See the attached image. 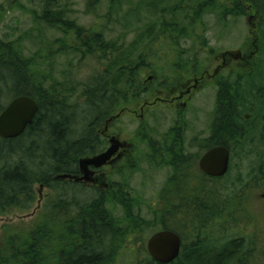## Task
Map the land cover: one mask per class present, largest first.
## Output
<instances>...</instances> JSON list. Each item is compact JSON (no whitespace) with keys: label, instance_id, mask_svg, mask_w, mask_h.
<instances>
[{"label":"rangeland","instance_id":"374dc122","mask_svg":"<svg viewBox=\"0 0 264 264\" xmlns=\"http://www.w3.org/2000/svg\"><path fill=\"white\" fill-rule=\"evenodd\" d=\"M248 3V0L243 3L245 13L234 17L232 13L236 8L233 0H119L118 6L111 12L107 11L106 2L92 12L87 10L88 0H55L54 10L67 8L68 19H74L85 27H93L102 32L104 41L114 43V50L105 56L98 57V55L86 56L81 52L71 51L63 45L65 38L60 30L50 28L37 19L43 11L45 0H0V41H16L19 44L20 56L35 58L38 69L49 76L44 86H54V95L64 98L65 107L68 110L75 107L72 126L74 139L81 135L94 116V114L86 116L84 113L87 106L83 85L90 77L108 72L110 74L104 76L105 80H108L116 72L118 73L120 68L125 67L126 70L138 68L141 74L140 79L145 83L144 88L151 87L153 90L151 93L141 94L138 101L145 98L154 99L156 96H164L168 93V88L191 77L192 72L182 66L183 59L188 60L189 64L198 66L196 70L198 74H201L204 69L212 72L221 64L220 55L229 53L231 56H228L229 60L225 68L218 72L216 79L209 80L197 91L189 103L191 109L184 114L183 118L178 119L173 109L165 108L164 111L160 108L156 115L158 117L156 129L153 128L155 125L152 122L151 113L142 124L130 114H125L115 122L117 130L127 135L126 137L136 132L162 131L163 121H165V132L172 126L187 123L186 132H189V138L199 137L203 145L208 141L215 121L213 117L218 103L219 83L228 81L226 83L231 88L243 86L241 84L244 77L249 76L253 68H256L261 59H264V4L259 1L258 4L247 9ZM221 8H225L230 14L218 13ZM177 13L179 18L190 14L191 22L188 24L190 28L192 27L190 32L187 30L190 28L186 26L187 19L173 23L172 18ZM181 26H186V30L177 28ZM65 42L68 41L65 39ZM259 75L253 74L251 77L257 78ZM248 81L251 82L249 79ZM250 84L253 82L248 83V86ZM117 89H120V85H117ZM115 94L120 95L118 92ZM115 94L111 90L107 92L108 96L114 97ZM11 95L13 92L8 88L5 93H0V101L7 104L12 98ZM255 95L260 96V94L257 95V91ZM112 103L110 108L112 116L125 106L133 108L135 105L134 101L124 102L122 98ZM249 110L246 112L251 113ZM258 123V118L250 116L242 125L243 130L246 129V131L243 132L242 142L231 148L232 155L227 174L220 178L204 180L205 188L215 185V192L219 193L222 200H225L226 205L229 208L233 206L235 208L232 214L223 216L224 221L220 223V226L217 225L221 233L225 234L226 229L231 230L228 239L232 238L243 244L230 264H264V199L260 197L261 193H264V187L259 188V181L262 180L263 175L259 152L263 144ZM99 127L97 126L95 131ZM248 128H252L250 132ZM34 140L35 138L28 136H24L20 141L17 140L14 145L20 149L18 154L10 152L15 147L13 149L5 147V158L2 164L13 167L16 164L28 165L36 172L40 171V168L44 171L48 168V164L53 162L52 158L43 157L42 152H34L33 156L28 157L29 155L25 152ZM42 143L41 141L40 144ZM143 168L145 167L140 166L138 172L143 174ZM180 170L185 174L186 183L183 184V190L182 188L174 190L176 184L173 179L180 175ZM180 170L165 169V208L175 205L185 189L188 191L193 189V177L197 175L196 172L199 173L198 170L186 169L185 172L183 169ZM134 179L130 183L133 187L140 181V176L136 175ZM111 180H117V177L112 176ZM248 183L258 190L247 194L246 200L244 186ZM156 187V184L147 185L145 195L148 197L143 198L147 202L135 203L129 211L132 215L128 218L141 230L135 239L134 237L131 239L135 244L142 240L146 243L152 232L148 228L156 226L155 221L160 220L156 218L155 213L160 212L162 204L153 202L151 199ZM33 189L30 208L22 209L12 206L7 212L0 213L2 217L0 252L4 247L8 249L6 247V244H9L8 241L10 244L14 243L13 247H17L19 251H24L25 243L32 232L37 231L40 225H50L48 214L45 212L47 205L54 200L50 189L42 190V196H44L42 202L37 200L38 183L33 186ZM64 190L66 191L65 188ZM82 193L87 195L85 192ZM83 194H80L79 198H82ZM38 205H41L40 209L31 215ZM110 208L113 209V213L119 215L121 211H124L119 205ZM135 217H138L140 222H136ZM167 219L165 217V221ZM11 238H14L12 242ZM129 242L126 241L127 244ZM217 243L219 245L220 241L218 240ZM256 243L259 245L257 248L254 246ZM133 247V249L125 248L118 251L114 262L117 261V264L151 262L145 249L136 245ZM48 259L53 262L52 257Z\"/></svg>","mask_w":264,"mask_h":264},{"label":"trees","instance_id":"16d2710c","mask_svg":"<svg viewBox=\"0 0 264 264\" xmlns=\"http://www.w3.org/2000/svg\"><path fill=\"white\" fill-rule=\"evenodd\" d=\"M55 0H45L43 11L37 16V19L50 28L60 30L64 38L68 41L64 46H67L71 51L81 52L86 56L102 57L114 50L113 44L103 40L102 32L93 27H85L78 24L74 19L67 18V8L53 9V2ZM247 0H233V5L236 10L232 13L237 17L245 13L243 3ZM259 1L264 4V0H248V6L253 7ZM106 2V9L108 12L113 11L119 4V0H88L87 10L96 11L98 6ZM252 4V5H251ZM218 10V9H217ZM223 15L227 13L225 8L219 9L218 13ZM264 14V13H263ZM178 13L172 18L173 23L180 22L187 19V27L191 20L190 14H186L183 18L178 17ZM186 26L177 27L182 31L186 30ZM192 28V27H191ZM187 29L189 32L192 29ZM191 34V33H190ZM203 44V43H202ZM19 44L15 41L2 42L0 41V93L9 88L13 92V97L19 95H28L34 98L39 106V109L26 130L17 138L2 139L0 138V213L7 212L12 206L28 209L31 207L33 199V184L37 182H46L45 174L53 171V162L48 164V168L44 171L31 170L27 165L16 164L13 166H5L2 161L5 158L4 148L13 149L12 154H18L20 151L18 146H15L16 141H20L24 136L37 139L33 141L32 145L28 146L25 152L30 156L34 152H42L45 158L57 159L58 170L63 169L69 160L67 150L72 147V126L74 125V110H68L65 107L64 98L54 95V86L49 85L45 87L46 78L43 71L38 68L35 58H22L19 54ZM257 65V67L248 76L246 75L241 85L231 88L224 82L219 83L218 93V120L214 128V136L210 139L211 142L223 144L228 149L233 145L241 143L243 139L242 125L245 120L242 114L248 109L251 111L250 116L259 118L264 115V59ZM183 68H188L190 72H195L198 66L189 64L188 60H182ZM111 79L105 80L104 76L110 73L100 74L96 77H90L84 83L83 93L85 96V115L94 114L93 118L89 120L83 133L95 131L97 126H100L104 119L110 117V108L113 101L124 102L138 101L143 93L153 92L151 87L144 88L145 83L141 81L140 72L135 70H126L125 67L118 70ZM260 71V72H257ZM43 72V73H42ZM177 72V70L175 71ZM253 74H260L255 77ZM248 79L253 82L248 86ZM257 81V82H255ZM122 83V89H121ZM120 85V89H117ZM111 86V88H108ZM56 87V83H55ZM112 91L114 94L118 92L120 95L108 96L107 92ZM257 91L256 96L255 92ZM8 93V92H6ZM263 94V95H262ZM10 96V98H11ZM248 96V97H247ZM11 98V99H12ZM10 99V100H11ZM248 101V102H247ZM6 104L0 101V112ZM105 105V108H103ZM111 105V106H110ZM43 142L40 144V142ZM81 143L75 142L73 147H81ZM21 148V146H20ZM9 152V149H8ZM25 153V154H26ZM75 156V155H73ZM32 168V167H31ZM205 179L209 178L200 173L198 176V184L200 188V200L194 198L192 194L185 198L183 202L176 203L169 206V219L165 221L164 227L179 233H186L193 235L200 228H209L211 223L216 222L218 226L222 223L223 216L234 212V206L229 208L225 200H222L219 193L215 192L216 186L205 188ZM49 181L46 182V184ZM87 198V197H86ZM135 204V203H134ZM134 204L125 203L121 205L124 211L132 210ZM200 207V215L197 214L196 208ZM118 204L114 203H95L79 200L77 203H68L65 198L59 199L56 204L58 216V231L53 232L54 207L51 203L45 209L48 214L49 224L40 225L37 231H33L32 235L25 243V250L19 251L17 247H13L14 243L8 241L6 244L8 249H2L0 252V264H110L114 263L116 259V252L109 250V241H101L90 243L85 242L81 246L72 249L70 243L71 231L66 226L68 223V214L70 211L79 213L75 228L80 232L84 239H87V232L99 227L95 224L97 214L104 216L106 224L103 227V237H109L113 233V229L118 230L117 219L113 220V209ZM88 213L86 214L82 213ZM98 220V219H97ZM80 222V223H78ZM76 230V231H77ZM54 234V235H53ZM117 234V232H116ZM57 235V236H56ZM89 238V237H88ZM57 239V240H56ZM14 238H11V242ZM109 240V239H108ZM232 246L219 245L217 248L205 246L197 248L193 245L184 244L179 252V255L174 261L167 264H230L236 257L238 251L243 244L239 241H232ZM17 249V250H16ZM247 251V250H244ZM116 257H115V256ZM48 257L53 258L50 262ZM147 264H154L153 262Z\"/></svg>","mask_w":264,"mask_h":264},{"label":"flooded vegetation","instance_id":"af4514ba","mask_svg":"<svg viewBox=\"0 0 264 264\" xmlns=\"http://www.w3.org/2000/svg\"><path fill=\"white\" fill-rule=\"evenodd\" d=\"M249 8L250 7H247V9ZM250 17L253 18V16ZM220 56L222 58L221 64L217 66L212 72H209L208 69H204L201 74H198V71L196 70L192 73L191 77L185 78L183 82L168 88V93L164 94V96H156L154 99L145 98L142 101H136L133 108L127 106L123 107L113 116L111 115L110 117L104 119L97 131L89 133L82 132L81 135L79 137H75V139L73 138V133H71L72 147L67 150L69 155L67 164L63 169L58 170L57 159L53 158V171L45 174L46 182L48 180L49 184H46V182H37L39 185L37 199L38 202H42V199L44 198V196H42V190L45 188L50 189L51 196L54 198V200H51L50 203L54 207V212L52 215L54 216L55 221L53 222V232L55 234L58 231V221L56 220L58 212L56 204L57 201L62 198H65V200L71 204L77 203L79 200L86 201L88 199L89 203L97 202L103 204L108 202L114 203L116 205L118 204L120 208H123L121 205L125 203L134 204L147 202L145 199H143L148 197L145 195V191L147 189L146 186L156 184L157 187L153 191L151 199L153 202L162 204L160 212L155 213L156 218H160V220L155 221L157 224L154 227H159L154 228L150 226L148 229H150L152 232L146 240V243L144 240H142L137 244H135L134 241H131V239L132 237L135 239L136 235H138L141 230H139L137 225L133 223L130 218H128L132 215V213L129 211H121L120 215L108 213V215H112L113 220L117 218L118 221L116 222L117 227L119 226V229H113V233H111L109 237H106L109 240L105 239V241H103V237L106 233H103L104 229L102 227L106 224L104 216L97 214L98 218L95 219V224L99 227L87 232L86 236L89 238L87 237V239H84L80 232L75 228V223L77 222V216L79 213L70 211L67 213L68 223H66V226L71 231L69 243L71 245V251L73 248L85 244V242L90 243L91 240L93 242H97V244L99 241L103 243L109 241V250L115 251L116 256L117 252L121 249H133V246L135 245L140 246L141 249L143 248L145 251H147V242L149 238L156 232L167 229L164 227L165 217L169 219V206L165 208L166 168L177 170L183 169L184 172L186 169L193 171L198 170L199 173L196 172L197 175L193 177L194 182H191L193 184V189L189 191L185 189L175 204L183 202L185 198L190 197L192 194L194 195V198L197 199V201L200 200V189L198 188L199 186L197 184L199 182L198 176L202 172L199 169V159L201 155L209 148L216 145H223L213 141L211 142L210 140L214 136L213 133L215 124L219 118V103L216 104L215 108V114L213 117L215 118V121L212 132H210L208 141L203 145L200 143L199 137L189 138V132H186L187 123H182L180 126H172L169 131L165 132V121H163L164 125L162 131H151L148 133L136 132L134 134H130V137H126L127 135L117 130L115 127V122L125 114H130L135 116L142 124L151 113L152 122L155 125L153 128L156 129V126L158 125V117L156 115L160 108L164 109V111L165 108L169 110L173 109L178 119L183 118L184 114L187 113L189 109H191L189 108V103L197 91L200 90L203 85L208 83L209 80H214L218 77V72L225 68L229 60L228 56L231 55L229 53H222ZM226 82L228 81H225L224 83L229 86V84ZM159 105L162 106L158 107ZM242 117L245 122H247L250 114L248 112H244ZM258 120L259 135L261 143L263 144V148L259 152L260 160L262 161L260 168L263 174L262 180L259 181V188L261 189L264 187V115L259 117ZM251 129L248 128V131L250 132ZM244 131H246V129H244L243 132ZM75 142L81 143L82 146L78 148L73 147ZM112 144L115 145V149L103 164L99 166L87 164L84 168V171L81 170V159L92 158L96 155H99L108 150ZM229 151L231 157L232 149H229ZM140 166L145 167L142 169L143 174L138 172V168ZM85 173L86 178H84ZM62 175L69 176L62 177ZM136 175L140 176V181H138L137 185L133 187L130 183L132 180H135L134 178ZM112 176H116L117 180H111ZM184 178L185 174L181 171L180 175L176 176V179H173L176 184V186L173 188L174 190L177 188H182V190L184 189L183 184L186 183ZM35 184H33V186ZM253 187L254 186H251L249 183L247 186H244V189L246 188L244 191V199H248L247 194L250 192L258 190L257 188ZM82 192L87 193V195H84ZM80 194H83L82 198H79ZM260 197L264 199V193H261ZM40 207L41 205L35 207L33 209L34 212L32 215L35 214L36 211L40 209ZM196 209L197 214L200 215V207H198V205ZM82 214H86V216H88V213L84 212ZM156 218L155 220H157ZM134 220L136 222H140L138 217H135ZM217 225L218 224L216 222L211 223L209 228H200L193 235L183 234L173 230L172 231L175 232L180 238V250L184 244H188L189 246L193 245L197 248H203L205 246L217 248L219 245H224L229 248L232 246L231 243L233 241L232 238L228 239L231 230L226 229L225 234L221 233L219 232ZM218 240L220 241L219 245L217 243ZM126 241L130 242L127 244ZM105 244L107 245V243ZM254 246L256 248L259 247L258 243H256ZM149 257L151 263L165 264L156 261L150 256V254ZM101 263L102 261L98 264ZM114 264H117V261L114 262Z\"/></svg>","mask_w":264,"mask_h":264},{"label":"water","instance_id":"95a60500","mask_svg":"<svg viewBox=\"0 0 264 264\" xmlns=\"http://www.w3.org/2000/svg\"><path fill=\"white\" fill-rule=\"evenodd\" d=\"M151 79V77H148ZM39 106L34 98L28 95L13 97L0 112V138L14 139L19 137L30 125ZM115 145L92 158L81 159L80 167L84 171L87 164L99 166L114 151ZM230 151L223 145H216L206 150L199 159L200 171L209 177H222L229 168ZM69 175H62L67 177ZM84 178H86V173ZM34 210L32 211V213ZM31 213V215H32ZM2 217L0 216V222ZM147 251L158 262L170 263L180 252V238L169 229L153 234L147 242Z\"/></svg>","mask_w":264,"mask_h":264},{"label":"bare ground","instance_id":"6f19581e","mask_svg":"<svg viewBox=\"0 0 264 264\" xmlns=\"http://www.w3.org/2000/svg\"><path fill=\"white\" fill-rule=\"evenodd\" d=\"M48 181V180H47Z\"/></svg>","mask_w":264,"mask_h":264}]
</instances>
